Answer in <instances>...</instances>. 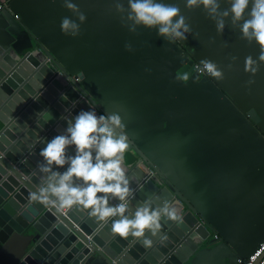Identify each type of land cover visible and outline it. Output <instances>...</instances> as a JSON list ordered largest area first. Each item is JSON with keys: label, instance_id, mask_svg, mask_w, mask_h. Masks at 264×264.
Returning a JSON list of instances; mask_svg holds the SVG:
<instances>
[{"label": "crops", "instance_id": "crops-1", "mask_svg": "<svg viewBox=\"0 0 264 264\" xmlns=\"http://www.w3.org/2000/svg\"><path fill=\"white\" fill-rule=\"evenodd\" d=\"M85 13L80 35L61 31L75 19L61 0H0V13L18 50L44 47L67 71L81 72L86 91L118 114L129 140L177 183L212 229L186 264H235L264 238V62L255 41L241 38L239 23L222 33L202 9L177 4L192 28L187 40L165 41L155 29L122 27L112 0H71ZM127 7V0H122ZM223 11L228 7L220 0ZM13 15L17 17L14 18ZM198 34L196 38L193 35ZM132 45V52L124 44ZM257 71H245L246 58ZM191 58L214 61L223 79L193 74L175 81ZM145 69H150L146 72ZM254 83L249 84V81ZM253 109L252 123L243 111ZM242 111V112H241ZM128 148L126 151H128ZM123 154L126 165L131 155ZM20 239L0 243V264H13Z\"/></svg>", "mask_w": 264, "mask_h": 264}, {"label": "water", "instance_id": "water-1", "mask_svg": "<svg viewBox=\"0 0 264 264\" xmlns=\"http://www.w3.org/2000/svg\"><path fill=\"white\" fill-rule=\"evenodd\" d=\"M7 27L0 13V243L11 236L20 239V253L13 264H186L212 227L177 183L171 184L154 159L132 140L128 144L136 159L130 165L123 160L133 191L129 207L150 201L153 207L168 203L179 210V220L161 218L155 235L145 230L144 237L122 239L111 232V220L101 227L89 210L78 206L60 210L32 199L41 185L40 150L63 133L65 118L80 110L109 113L98 95L85 90L81 72L64 69L41 45L18 50L17 38ZM183 72L189 77L196 74L191 58L175 69L177 76ZM61 93L68 100L61 99ZM44 108L54 117L47 124L36 117ZM243 114L252 123L259 120L253 109ZM67 151L75 154L73 146ZM145 239L150 246H145Z\"/></svg>", "mask_w": 264, "mask_h": 264}, {"label": "clouds", "instance_id": "clouds-1", "mask_svg": "<svg viewBox=\"0 0 264 264\" xmlns=\"http://www.w3.org/2000/svg\"><path fill=\"white\" fill-rule=\"evenodd\" d=\"M225 2L228 7L223 11L220 10V0H184V7L188 10L202 9L207 18L215 22L217 33H222L224 20L231 16L233 26L239 23L241 38L255 41L260 50L258 61L264 62V0ZM61 5L75 17L61 19L62 33L80 35L81 25L87 19L85 13L71 0H61ZM110 8L115 9L121 26L127 27L130 33H135L142 26L148 30L155 29L157 36L165 41H185L192 34V28L177 4L160 0H127L125 7L122 0H112ZM197 35H193V38ZM124 50L132 52V45L125 43ZM200 64L208 75L223 79V72L214 61L205 58ZM255 65L257 60L246 58L245 71L255 73L258 70ZM145 71L149 72L150 69ZM188 79L189 73L183 72L175 81ZM61 99L68 100V97L61 93ZM75 103L72 102V107H75ZM36 117L44 124L54 119L48 108L37 112ZM65 120L67 127L63 133L48 140L40 150L42 160L37 163V169L42 174L41 185L39 191L32 194L33 200L60 210L71 209L73 206L89 210V215L95 217L101 227L111 220V232L122 239L129 235L144 237L145 230L155 235L161 227L162 217L180 219L178 208L168 203L162 207H153L150 201H146L134 208L129 207L133 191L129 186L128 170L123 165L128 137L118 114L97 115L94 110H80L71 119ZM70 146L74 147V155L68 154ZM65 165L67 168L63 172L54 170ZM111 200L118 202L112 204ZM144 244L150 246L151 241L145 239Z\"/></svg>", "mask_w": 264, "mask_h": 264}, {"label": "built area", "instance_id": "built-area-1", "mask_svg": "<svg viewBox=\"0 0 264 264\" xmlns=\"http://www.w3.org/2000/svg\"><path fill=\"white\" fill-rule=\"evenodd\" d=\"M1 7V5H0ZM16 18V15H13ZM193 70L197 75H206L200 63H193ZM235 264H264V238L260 240L253 250L244 257H238Z\"/></svg>", "mask_w": 264, "mask_h": 264}, {"label": "rangeland", "instance_id": "rangeland-1", "mask_svg": "<svg viewBox=\"0 0 264 264\" xmlns=\"http://www.w3.org/2000/svg\"><path fill=\"white\" fill-rule=\"evenodd\" d=\"M126 154H129V155H131L132 158H134V160L132 161V163H133L136 159V155L130 149L128 151H126Z\"/></svg>", "mask_w": 264, "mask_h": 264}, {"label": "trees", "instance_id": "trees-1", "mask_svg": "<svg viewBox=\"0 0 264 264\" xmlns=\"http://www.w3.org/2000/svg\"><path fill=\"white\" fill-rule=\"evenodd\" d=\"M134 160V158H130L129 162L131 163Z\"/></svg>", "mask_w": 264, "mask_h": 264}]
</instances>
